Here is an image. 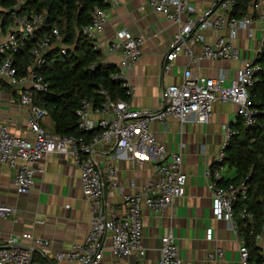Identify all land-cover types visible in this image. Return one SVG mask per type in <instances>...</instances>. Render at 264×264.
<instances>
[{
    "label": "built area",
    "instance_id": "1",
    "mask_svg": "<svg viewBox=\"0 0 264 264\" xmlns=\"http://www.w3.org/2000/svg\"><path fill=\"white\" fill-rule=\"evenodd\" d=\"M117 4L119 0H112ZM237 0H214L213 4L197 12L187 0H148V6L156 13L161 14L170 22L178 24V29L169 42V50L163 63V70L170 69L172 61L180 54H185L193 61L209 60H236L239 57L238 49L232 45L231 39L237 32L246 29L251 35V17L248 14L233 15ZM17 7V6H16ZM195 13L193 17L191 14ZM185 21H182V17ZM42 14L15 16L11 25L3 32L0 26V90L3 82L15 87L19 91L18 101L22 105L30 106L31 114L28 118L30 136H17L10 132L6 124L0 125V164L8 166L13 171V182L20 193L28 192L34 185L35 175L39 172L37 164L47 156L57 153L70 156L80 169V183L83 195L92 202L90 228L82 243L73 244L70 249L57 252L54 258L59 262L76 264H105L103 261V240L109 237L112 252L125 258L132 254L137 259L145 256L142 246L143 208L152 211H164L184 193L186 175L181 170V156L171 153L167 156L165 147L155 141L149 132V123L152 120H162L166 117L185 121L193 117L199 123H207L215 103H233L236 113L246 126L255 123L257 110L253 108L249 96V89L255 84L256 74L261 70L260 64L255 61L256 56L264 52V37L259 42L253 59L241 62L235 76L229 85H224L226 73L220 71L216 77L194 75L190 69L183 71L178 83L166 85L162 92V103L158 108H133L124 99H113L109 93L100 89L99 94L104 99L94 106L92 101L83 99L76 109V124L83 135H60L48 131L41 124L47 111L35 103V94L46 91L47 82L39 69L45 62V53L60 40L57 28L44 34L29 50V59L26 64V73L18 74L16 55L28 39L43 24ZM107 21L106 14L101 7H95L90 21L81 27V33L92 42L93 48L100 49L99 36L104 32ZM212 29L226 31V35L219 36L214 44L204 42L199 30ZM199 44L197 57L193 56L194 47ZM141 37L131 35L129 31L120 30L115 39L107 45L109 53H119L116 63L117 72L113 76L123 82L128 88L124 70L136 61L140 55ZM64 52V48L61 49ZM102 61V59H101ZM107 63V62H105ZM131 92L129 89L127 93ZM110 117H101L93 120L94 113H106ZM96 130V131H95ZM89 132V136H86ZM225 136L215 155V162L222 163L224 149L228 143L231 130L224 129ZM97 145L114 146L119 151H127L136 159L149 157L159 159L156 179L148 182L138 191L124 194L123 202L126 205L124 217L114 209L111 196L117 187L114 177L115 171L108 168L107 176L103 177L94 159L93 150ZM222 166L205 170L209 177L208 188L212 194L211 212L214 218L226 221L236 232L233 221V202L236 194L244 193L229 184L227 187L216 183L221 176ZM16 208L0 201V217L5 218L16 213ZM250 218V215H247ZM210 239L212 230L206 231ZM20 239L33 246L47 248L49 242L29 232L20 234ZM160 255L157 264H186L179 255L175 245L172 230L163 234L160 239ZM18 243V237L0 238V264H30L32 250L13 247ZM239 263L251 264L248 259V249L244 240L240 239ZM219 254L220 251L216 250ZM128 264H136L130 262Z\"/></svg>",
    "mask_w": 264,
    "mask_h": 264
},
{
    "label": "crops",
    "instance_id": "2",
    "mask_svg": "<svg viewBox=\"0 0 264 264\" xmlns=\"http://www.w3.org/2000/svg\"><path fill=\"white\" fill-rule=\"evenodd\" d=\"M102 1L104 6L101 8L107 17L104 32L99 36L101 46L99 59H102L103 63L116 65L119 60V53H109L106 49L120 30L129 31L131 35L143 39L139 57L124 70L128 85V88L125 87L128 96L126 101L133 108L160 107L164 87L180 82L183 71L187 68L194 75L205 77H216L224 70L226 79L223 84L229 85L243 59L250 60L255 57L256 48L264 37V0H248L244 13L239 7L233 10L235 16L248 14L252 19L250 36L246 29H241L236 37L230 40L238 49V59L193 61L187 55L180 54L165 72L163 63L178 24L154 12L148 6V0H119L117 4L112 0ZM187 2L199 12L210 7L214 0ZM193 15L195 13L191 14L192 17ZM182 21H185L184 16ZM198 33L203 36L204 42L210 44H214L219 36L226 35L224 30L212 29L199 30ZM199 44L198 42L194 47L193 56L197 57ZM128 89L131 91L129 94ZM18 96L17 88L2 83L0 125L6 124L10 132L17 136L29 137L28 118L31 108L20 104ZM236 109L233 103L217 102L212 107L207 123H199L193 117L185 121L166 117L149 123V132L157 143L165 147L167 156L171 153L181 156V170L186 175L184 193L175 198L164 211L143 208L141 241L146 252L141 260L134 254L125 258L116 256L110 248L109 237L105 236L103 240L105 264L130 262L157 264L160 239L169 228L172 230L179 255L186 264L239 263L241 236L234 220L235 210L233 208L236 232L226 221L216 219L212 215V194L208 188L209 177L205 175L206 169L212 171L222 166L221 176L215 182L224 187L229 184L236 186L231 182L235 175L234 168L224 160L222 163H216L214 160L225 136V127H229L233 134L237 121L246 126L237 115ZM104 116L110 117V114L94 113L91 118L97 120ZM41 124L48 131L55 133L53 121L48 114L43 117ZM92 153L103 177L107 176L108 168L115 171L117 187L113 191L111 201L114 209L124 217L126 205L123 202V195L138 191L156 179L159 159L149 155L139 160L129 152L119 151L110 145H97ZM37 167L40 171L35 175L33 187L26 193H20L13 182V171L8 166L0 164V201L17 210L13 215L0 217V238L18 237V243L13 247L31 249L33 255L30 264H76L74 261L59 262L54 255L70 249L73 244L82 243L90 228L92 202L82 193L80 169L72 157L57 153L47 156L37 164ZM236 187L240 189L241 185ZM249 221H253L251 215ZM209 228L212 230L210 239L206 235ZM23 232L47 240L49 246L42 248L21 240L20 234ZM255 240L263 259L261 264H264V224L261 231L256 234ZM249 262L257 264L254 261Z\"/></svg>",
    "mask_w": 264,
    "mask_h": 264
},
{
    "label": "trees",
    "instance_id": "3",
    "mask_svg": "<svg viewBox=\"0 0 264 264\" xmlns=\"http://www.w3.org/2000/svg\"><path fill=\"white\" fill-rule=\"evenodd\" d=\"M237 1L236 7L244 13L248 0ZM103 6L102 0H0L3 32L15 16L35 13L44 17L43 24L16 55L19 75L26 73L29 50L40 37L53 28L59 32L60 40L45 53V62L39 69L47 89L34 97L35 103L47 111L57 134L83 135L76 124V109L83 99L99 105L104 100L100 89L106 90L113 99H128L123 82L113 78L116 66L103 63L99 59L101 51L94 49L92 42L81 33L93 9ZM255 61L261 66L255 84L249 89L252 106L257 110L255 123L251 126H243L241 121L235 123L224 161L235 170L231 182L245 190L243 194L239 191L233 202L238 233L248 248V259L261 264L263 259L255 236L264 224V52ZM247 215H251L252 222Z\"/></svg>",
    "mask_w": 264,
    "mask_h": 264
},
{
    "label": "water",
    "instance_id": "4",
    "mask_svg": "<svg viewBox=\"0 0 264 264\" xmlns=\"http://www.w3.org/2000/svg\"><path fill=\"white\" fill-rule=\"evenodd\" d=\"M1 24H2V20L0 19V26H1Z\"/></svg>",
    "mask_w": 264,
    "mask_h": 264
}]
</instances>
